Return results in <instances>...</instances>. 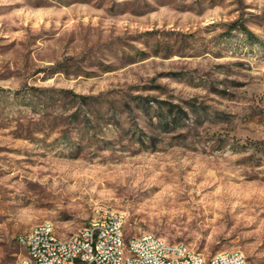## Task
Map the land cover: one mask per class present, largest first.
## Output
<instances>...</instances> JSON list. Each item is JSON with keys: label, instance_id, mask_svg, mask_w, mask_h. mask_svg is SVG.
Listing matches in <instances>:
<instances>
[{"label": "rangeland", "instance_id": "rangeland-1", "mask_svg": "<svg viewBox=\"0 0 264 264\" xmlns=\"http://www.w3.org/2000/svg\"><path fill=\"white\" fill-rule=\"evenodd\" d=\"M98 208L264 264V0H0V264Z\"/></svg>", "mask_w": 264, "mask_h": 264}, {"label": "built area", "instance_id": "built-area-1", "mask_svg": "<svg viewBox=\"0 0 264 264\" xmlns=\"http://www.w3.org/2000/svg\"><path fill=\"white\" fill-rule=\"evenodd\" d=\"M125 222L124 212L98 208L68 237L60 236L51 221L35 224L18 236L26 255L16 264H248L239 250L208 257L153 233L127 236Z\"/></svg>", "mask_w": 264, "mask_h": 264}]
</instances>
